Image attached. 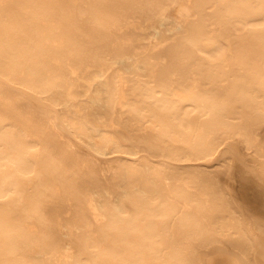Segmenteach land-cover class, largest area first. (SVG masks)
I'll list each match as a JSON object with an SVG mask.
<instances>
[{
	"label": "bare ground",
	"instance_id": "1",
	"mask_svg": "<svg viewBox=\"0 0 264 264\" xmlns=\"http://www.w3.org/2000/svg\"><path fill=\"white\" fill-rule=\"evenodd\" d=\"M0 74V264H264V0H0Z\"/></svg>",
	"mask_w": 264,
	"mask_h": 264
},
{
	"label": "rangeland",
	"instance_id": "2",
	"mask_svg": "<svg viewBox=\"0 0 264 264\" xmlns=\"http://www.w3.org/2000/svg\"><path fill=\"white\" fill-rule=\"evenodd\" d=\"M185 7V8H184ZM183 9L181 10L180 14L181 16H184V17H189L190 15V8L188 6H184ZM188 8V9H187ZM186 10V11H185ZM187 14V15H186ZM0 81L4 82L5 84H7L8 86H10L13 90H16L22 94H24L25 96H27L28 94V98L31 99L32 101H35L37 103H39L40 105H43L44 107H47L48 109H53V111L55 112L56 116H57V119L58 121L60 122V124L67 130V126L64 122V120L62 119V116H61V113L59 111V108L58 106L54 105L51 101H49L46 97L40 95V94H37L36 92L32 91L31 89L25 87L24 85L22 84H19V83H15V82H11L10 80H8L6 77L2 76L0 74ZM9 83V84H8ZM28 91V92H27ZM24 92V93H23ZM34 96V97H32ZM41 98V99H40ZM58 110V111H57ZM70 132V131H69ZM226 147V146H225ZM233 156H234V159H235V162L236 163H244L246 165H251L255 168V171H257V173L259 174V170L257 169V167L251 162L249 161L248 159H243L236 151L234 152L233 151ZM218 159V156H215L213 158V161L209 162L208 164H211L212 162H214L215 160ZM233 175V176H232ZM230 176L235 179V176H236V166H233L231 169H230ZM237 188H236V193L239 195L240 194V189H239V185L237 184L236 185ZM54 262V259L51 260V263L50 264H53Z\"/></svg>",
	"mask_w": 264,
	"mask_h": 264
}]
</instances>
